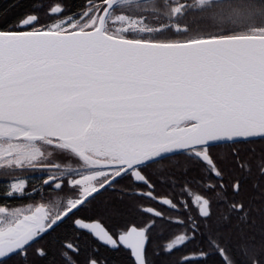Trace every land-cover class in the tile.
I'll list each match as a JSON object with an SVG mask.
<instances>
[{
	"label": "snow or ice",
	"instance_id": "6c2138e0",
	"mask_svg": "<svg viewBox=\"0 0 264 264\" xmlns=\"http://www.w3.org/2000/svg\"><path fill=\"white\" fill-rule=\"evenodd\" d=\"M45 15L28 13L0 28V173L12 177L5 191L12 197L24 194L20 171L62 169L43 179L58 197L28 211L0 206V264L11 256L28 264L34 242L125 178L178 215L141 206L154 219L115 233L74 223L109 248L129 250L133 264H149L157 222L183 229L164 253L198 235L206 241L177 264H206L210 252L220 264H264V237L257 243L241 229L240 261L212 229L213 198L223 218L250 224L253 204L241 198L247 177L258 178L253 187L264 201V0H93L79 14L53 0ZM188 15L200 19L184 22ZM216 145L228 148L224 160ZM56 155L66 163H53ZM177 155L202 172L199 187L181 185L175 200L155 196L145 169ZM65 183L69 193L61 197ZM63 249V264H76V245ZM34 255L47 252L35 248ZM87 264L103 261L90 256Z\"/></svg>",
	"mask_w": 264,
	"mask_h": 264
},
{
	"label": "flooded vegetation",
	"instance_id": "af4514ba",
	"mask_svg": "<svg viewBox=\"0 0 264 264\" xmlns=\"http://www.w3.org/2000/svg\"><path fill=\"white\" fill-rule=\"evenodd\" d=\"M93 0H88L83 9L86 10ZM256 149V155L260 153L262 147L261 144L253 145ZM214 154L221 160H224L228 155V148L226 146L216 145L213 149ZM178 160H183L184 163V176L186 177L185 183H192V187L197 189L199 186L194 181L199 180L202 172L191 165L186 157L177 155L170 160L164 161L162 164H154L151 167L145 169V174L154 185L152 191L157 197H167L173 200L182 195L179 191L178 195H174V189L171 186H167L165 183L166 177L171 170L173 164H177ZM53 163L64 165L66 158L62 155H56L52 158ZM59 175L61 170L57 169H42V168H27L19 172V178L25 180L24 194L13 195L8 197L5 194L6 189L9 187V182L12 177L0 173V206H6L9 209L20 208L24 211L29 209L34 210L36 206L40 204H47L50 201H54L58 197V190H55L52 183L48 185L43 183L44 177L49 172ZM229 171H232L229 169ZM230 177L226 174L225 179ZM215 179V178H213ZM259 183L258 178L255 176L247 177L243 184V196L241 198L250 201L253 204V213L250 224L242 223V221L235 215L229 216L227 219L223 218L225 215L224 207L221 203L213 198V218L212 228L219 224L220 232L231 233L228 237L224 238L226 242H230L231 250L233 251L235 258L242 261L244 257L240 255L237 238L241 231L243 234H250L254 226L253 218L256 216L255 208L258 206L256 200L250 197L251 190L258 192L257 188L253 185ZM181 190V189H180ZM202 190V189H199ZM148 189L144 185H132L128 179H122L119 183H116L114 187L101 190L94 194V198L91 199V203L82 206V208L75 212L74 215L70 214L68 217L63 218L54 230L45 234L42 239L34 242L29 250L28 264H45L50 261H55L57 264H63V245L66 242L73 243L79 249L78 253L73 254V259L76 264H87V260L90 256H96L103 261V264H127L130 260L133 264V258L131 257L129 250L121 247L119 249H112L101 244L90 231L78 228L74 221L76 219H82L91 223H98L103 228L115 233L119 228L125 225L135 224L137 226H143L151 219H154L148 214L141 212L139 209L141 206L153 207L158 210L164 211L167 216H176L177 212L167 208L159 203L157 200L138 195L140 192H146ZM69 193V189L66 186H62V191H59V196L63 197ZM259 199V198H258ZM66 202V201H62ZM218 223V224H217ZM159 222H157L154 229H152L149 235H156L159 233ZM207 236V230L203 233ZM148 246V244H147ZM35 248H44L47 252L45 257H37L34 255ZM203 248V247H202ZM147 249V248H146ZM190 253V252H189ZM218 256V255H217ZM54 259V260H53ZM220 262V257L218 256ZM4 264H24L23 258L20 256H11L4 261Z\"/></svg>",
	"mask_w": 264,
	"mask_h": 264
},
{
	"label": "trees",
	"instance_id": "16d2710c",
	"mask_svg": "<svg viewBox=\"0 0 264 264\" xmlns=\"http://www.w3.org/2000/svg\"><path fill=\"white\" fill-rule=\"evenodd\" d=\"M88 0H62V3L65 5L66 11L73 14H79L84 11V4ZM191 2V0H189ZM53 3V0H0V28L5 25L12 26L18 17L24 16L28 13H36L41 16L42 19H46V11L48 6ZM119 11V9H117ZM199 17L195 15H188L185 18L184 22L195 24L199 21ZM151 23H156L152 17H149ZM171 170L167 171L168 176L166 177L165 183L167 186H171L174 189V195H178L181 191V185L186 181L184 176V163L183 160L177 159V164H173ZM255 176V175H254ZM255 179L257 177L255 176ZM250 197L257 199L258 203L255 208L256 216L253 218L254 226L251 230V233L248 234L249 237H254L257 243L260 242L261 238L264 237V214L261 213L259 209L264 208V201H261L259 198L258 192H253L251 190ZM218 224V223H217ZM159 233L154 235H149V242L147 246V259L149 264H177L184 255L192 252L194 250H199L200 248H207L206 241H202L201 236H197V240L194 243H189L186 247L177 249L172 254H167L162 251V247L166 240L173 234L179 231H182V227L176 224H161L159 222ZM218 236L222 235L224 238L231 235V233L226 234V232H220L219 224L215 225L212 228ZM243 229V228H242ZM242 235L240 231L237 244L239 243V238ZM239 248V247H238ZM240 252V249H239ZM241 255V252H240ZM54 260V259H53ZM45 264H57L55 261H50ZM127 264H132L129 260ZM206 264H220L218 256L214 253H209V256L206 260Z\"/></svg>",
	"mask_w": 264,
	"mask_h": 264
}]
</instances>
